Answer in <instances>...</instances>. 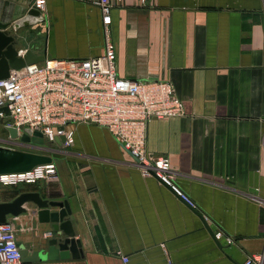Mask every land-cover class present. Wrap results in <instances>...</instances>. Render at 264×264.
I'll use <instances>...</instances> for the list:
<instances>
[{
	"label": "crops",
	"instance_id": "crops-1",
	"mask_svg": "<svg viewBox=\"0 0 264 264\" xmlns=\"http://www.w3.org/2000/svg\"><path fill=\"white\" fill-rule=\"evenodd\" d=\"M33 1L0 0V22L19 48L59 59L103 54L94 0H47L41 20L28 15ZM111 33L121 76L169 81L185 104L184 116L148 121L146 148L170 159L174 181L202 216L144 176L107 129L78 124L74 144L57 145L67 157L53 163L55 173L0 183V202L29 191L68 201L80 254L19 264H243L263 252L264 0H122ZM0 145L18 147L8 138ZM25 207L8 221L32 256L57 232L39 221L36 204Z\"/></svg>",
	"mask_w": 264,
	"mask_h": 264
},
{
	"label": "built area",
	"instance_id": "built-area-1",
	"mask_svg": "<svg viewBox=\"0 0 264 264\" xmlns=\"http://www.w3.org/2000/svg\"><path fill=\"white\" fill-rule=\"evenodd\" d=\"M118 1L122 0L93 1L102 14L103 54L87 58L45 57L44 61L12 69L8 77L0 79V126L15 127L20 134L27 128L38 131L51 143L63 137L62 147H68L75 142L73 126L98 125L107 129L134 158L144 176L157 177L195 207L174 181L170 159L151 157L146 148L148 121L184 116L185 104L169 81L131 79L119 74L111 33L113 9ZM46 5L47 0H34L32 7L42 12ZM20 51L24 53L26 49ZM54 173V164L48 163L30 171L0 174V183H30ZM221 236L222 232H216L217 238ZM122 258L129 261L127 256ZM21 260L13 223L1 222L0 264H19ZM243 264H264V251L249 254Z\"/></svg>",
	"mask_w": 264,
	"mask_h": 264
},
{
	"label": "water",
	"instance_id": "water-1",
	"mask_svg": "<svg viewBox=\"0 0 264 264\" xmlns=\"http://www.w3.org/2000/svg\"><path fill=\"white\" fill-rule=\"evenodd\" d=\"M28 15L34 18H40L41 11L31 7ZM10 24L0 22V79L9 76L12 69H20L27 64L44 61L45 55L36 53L33 49H26L21 53V48L18 47V40L13 35L9 28ZM17 26H21L18 22ZM0 138H8L12 142L24 144L45 145L50 144L43 137V134L38 131H32L27 128L24 133L20 134L15 127L0 126ZM64 138L57 139V145L62 147ZM53 162V157L49 154H42L21 150L14 147L0 145V174L17 173L30 171L38 165H44ZM32 202L39 208V221L44 223H52L53 229L57 232V237L50 239L48 242L47 251H34L32 256H28V251L23 246L21 254L23 260H43L59 259L68 257L72 254L78 257L80 254L79 241L75 239V230L72 226V221L67 217L70 214L68 201H55L43 199L39 192L29 191L19 194L14 200L10 202H0V223L8 221V216H18L26 212L25 204ZM52 208H60L58 211H51ZM193 209L200 215L196 208ZM203 218V217H202ZM205 225L212 230L207 224ZM66 237L62 238L61 235ZM214 235V233H213Z\"/></svg>",
	"mask_w": 264,
	"mask_h": 264
},
{
	"label": "rangeland",
	"instance_id": "rangeland-1",
	"mask_svg": "<svg viewBox=\"0 0 264 264\" xmlns=\"http://www.w3.org/2000/svg\"><path fill=\"white\" fill-rule=\"evenodd\" d=\"M27 36H31L30 32H27ZM25 43L28 44H34V39L32 40L30 37L27 38ZM57 143H51L50 144H45L43 146L41 145H36V144H15L18 146V149L21 150H27L31 152H37V153H42V154H49L53 157V162L52 163H58L63 160L64 157H67V155H63L62 153H59V147L56 145ZM70 146L63 148L68 149Z\"/></svg>",
	"mask_w": 264,
	"mask_h": 264
}]
</instances>
